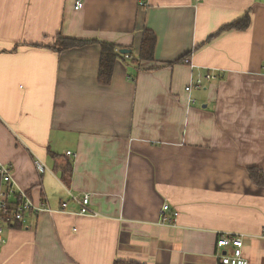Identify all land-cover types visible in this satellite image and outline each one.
Returning <instances> with one entry per match:
<instances>
[{"label": "crops", "instance_id": "0c3cea01", "mask_svg": "<svg viewBox=\"0 0 264 264\" xmlns=\"http://www.w3.org/2000/svg\"><path fill=\"white\" fill-rule=\"evenodd\" d=\"M75 2L0 0V168L50 210L4 230L0 264H219L224 233L264 264V186L247 171L264 175V0ZM247 13V30L211 39ZM58 36L132 54L102 86L99 45L55 51ZM66 162L68 185L54 171ZM85 194L92 215L70 199Z\"/></svg>", "mask_w": 264, "mask_h": 264}, {"label": "built area", "instance_id": "2783aa9c", "mask_svg": "<svg viewBox=\"0 0 264 264\" xmlns=\"http://www.w3.org/2000/svg\"><path fill=\"white\" fill-rule=\"evenodd\" d=\"M145 0H141L140 6L145 7ZM200 1V0H197ZM82 0H76L74 5V10L78 11L82 8ZM125 58H129L128 55L124 56ZM184 64H189V59L183 60ZM212 74H206L204 79L207 81L216 80ZM201 86V81L197 80L196 87ZM190 87L186 88L188 92ZM67 155L70 156L71 153L67 152ZM36 170L38 173H43L44 165L36 161ZM0 246L3 244V232L5 229L14 227L17 224H21L24 221V217L27 213H40V212H49L48 208L42 207H34L31 203L29 197L26 193L16 190L14 184L12 182L11 177V169L9 166H3L0 168ZM70 199L76 202L79 205V215H89L92 213L88 209L90 197L88 194L83 195L81 199L77 197L71 196ZM18 201V203H16ZM61 211H65L67 207V203H61ZM166 213L171 216H165ZM161 224L163 225H171L175 222L178 214L172 213L170 211L169 205L165 204L161 210ZM244 235H232L230 233L221 234L219 239L217 240L216 247L220 249V251H216L215 259L219 264H248L246 259L243 257L242 249L244 245ZM260 238L264 240V229L260 235Z\"/></svg>", "mask_w": 264, "mask_h": 264}, {"label": "trees", "instance_id": "16d2710c", "mask_svg": "<svg viewBox=\"0 0 264 264\" xmlns=\"http://www.w3.org/2000/svg\"><path fill=\"white\" fill-rule=\"evenodd\" d=\"M250 26V16L247 13L242 18L222 27L215 35L211 36V39L225 32L230 31H245ZM55 47L52 50L62 51L70 48H80L88 44H97L100 47V59L97 74V82L99 85L107 86L111 82L114 66L118 59H123V55L119 54L122 49L120 46L113 43L101 42L97 40L82 41L76 39L62 38L58 36L55 42ZM156 46V36L150 30H143L141 35V43L139 48V54L137 60L139 62L150 63L154 61V49ZM15 50V49H14ZM55 169V168H54ZM56 173L59 172L60 179L64 185H68L69 179L72 173V166L69 162H66L64 166L56 168ZM250 180L257 186H264V175L256 167H251L248 170ZM18 203V201H16ZM113 264H146L134 259H117Z\"/></svg>", "mask_w": 264, "mask_h": 264}, {"label": "water", "instance_id": "95a60500", "mask_svg": "<svg viewBox=\"0 0 264 264\" xmlns=\"http://www.w3.org/2000/svg\"><path fill=\"white\" fill-rule=\"evenodd\" d=\"M119 54L120 55H123V56H125V55H131L132 54V51L130 50V49H121L120 51H119Z\"/></svg>", "mask_w": 264, "mask_h": 264}]
</instances>
